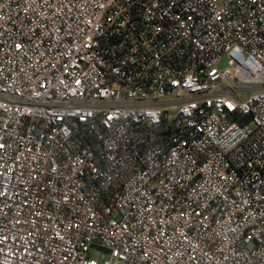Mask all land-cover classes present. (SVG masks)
I'll use <instances>...</instances> for the list:
<instances>
[{
    "label": "built area",
    "instance_id": "built-area-1",
    "mask_svg": "<svg viewBox=\"0 0 264 264\" xmlns=\"http://www.w3.org/2000/svg\"><path fill=\"white\" fill-rule=\"evenodd\" d=\"M0 264H264V0H0Z\"/></svg>",
    "mask_w": 264,
    "mask_h": 264
},
{
    "label": "rangeland",
    "instance_id": "rangeland-1",
    "mask_svg": "<svg viewBox=\"0 0 264 264\" xmlns=\"http://www.w3.org/2000/svg\"><path fill=\"white\" fill-rule=\"evenodd\" d=\"M224 65H225V63H224ZM172 112L173 113H175L176 112V110H172ZM92 254H93V256L94 257H100V256H102V257H105L106 256V252L105 251H102V250H97V249H92Z\"/></svg>",
    "mask_w": 264,
    "mask_h": 264
}]
</instances>
